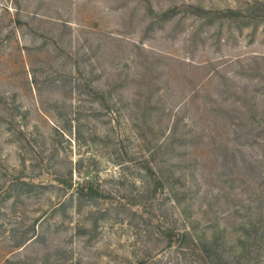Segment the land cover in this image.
<instances>
[{"label": "rangeland", "instance_id": "1", "mask_svg": "<svg viewBox=\"0 0 264 264\" xmlns=\"http://www.w3.org/2000/svg\"><path fill=\"white\" fill-rule=\"evenodd\" d=\"M196 237L264 264V0H0V264Z\"/></svg>", "mask_w": 264, "mask_h": 264}, {"label": "trees", "instance_id": "2", "mask_svg": "<svg viewBox=\"0 0 264 264\" xmlns=\"http://www.w3.org/2000/svg\"><path fill=\"white\" fill-rule=\"evenodd\" d=\"M83 189V188H81ZM81 189H78L75 191L77 195L84 194ZM89 192V189H87L86 193ZM253 229V232L256 231V224L252 223L250 225ZM191 230L182 229L179 233L178 240L182 239L185 235H190ZM245 235H249L246 233ZM194 248L193 250H197L198 254L200 255V258L202 259V262L204 264H237L236 261H232V257L234 255L224 254L221 250L220 246H218L217 240L213 238L210 240H205L203 238H193L192 240ZM242 248L244 246L242 245ZM238 255L236 256L237 260ZM241 264H248L246 262H242ZM249 264H259L258 261H254Z\"/></svg>", "mask_w": 264, "mask_h": 264}]
</instances>
